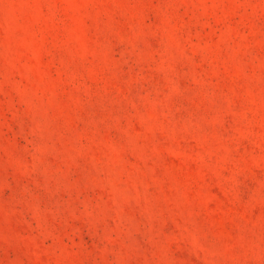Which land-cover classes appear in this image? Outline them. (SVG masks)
Returning <instances> with one entry per match:
<instances>
[{"label": "rangeland", "instance_id": "1", "mask_svg": "<svg viewBox=\"0 0 264 264\" xmlns=\"http://www.w3.org/2000/svg\"><path fill=\"white\" fill-rule=\"evenodd\" d=\"M0 264H264V0H0Z\"/></svg>", "mask_w": 264, "mask_h": 264}]
</instances>
